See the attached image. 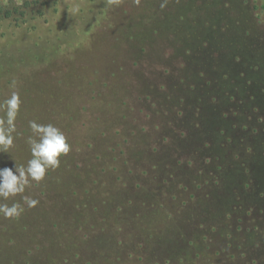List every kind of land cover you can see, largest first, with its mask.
Returning <instances> with one entry per match:
<instances>
[{
    "label": "rangeland",
    "instance_id": "374dc122",
    "mask_svg": "<svg viewBox=\"0 0 264 264\" xmlns=\"http://www.w3.org/2000/svg\"><path fill=\"white\" fill-rule=\"evenodd\" d=\"M259 46L264 0H0V168L33 120L71 146L0 198V264H264Z\"/></svg>",
    "mask_w": 264,
    "mask_h": 264
},
{
    "label": "clouds",
    "instance_id": "9594fccd",
    "mask_svg": "<svg viewBox=\"0 0 264 264\" xmlns=\"http://www.w3.org/2000/svg\"><path fill=\"white\" fill-rule=\"evenodd\" d=\"M12 86H15V80ZM4 103L7 111L6 118L0 119V152L6 153L14 143L15 120L21 104L19 93L14 91ZM29 127L34 136H30L27 140L32 157L28 160L27 166L23 164L17 166L14 163V169L0 168V198L4 200L23 194L26 188L31 186L32 181L37 183L42 181L47 171L58 168L61 157L66 156L71 150L64 133L54 125L39 124L33 120L29 122ZM36 136L39 139H36ZM22 199L29 208L38 204L36 199L27 196H22ZM23 211L24 208L19 202H13L11 206L6 203L0 204V213L5 218H18Z\"/></svg>",
    "mask_w": 264,
    "mask_h": 264
},
{
    "label": "trees",
    "instance_id": "16d2710c",
    "mask_svg": "<svg viewBox=\"0 0 264 264\" xmlns=\"http://www.w3.org/2000/svg\"><path fill=\"white\" fill-rule=\"evenodd\" d=\"M249 43L251 44V41H249ZM256 49H257V53L259 55L263 56V58H264V48H262L261 46H259V48L257 47ZM260 51L263 52V54H260L261 53Z\"/></svg>",
    "mask_w": 264,
    "mask_h": 264
}]
</instances>
